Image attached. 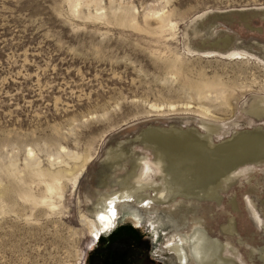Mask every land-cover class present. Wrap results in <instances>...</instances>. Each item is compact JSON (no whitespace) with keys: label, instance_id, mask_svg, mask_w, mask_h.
Wrapping results in <instances>:
<instances>
[{"label":"rangeland","instance_id":"374dc122","mask_svg":"<svg viewBox=\"0 0 264 264\" xmlns=\"http://www.w3.org/2000/svg\"><path fill=\"white\" fill-rule=\"evenodd\" d=\"M239 8L264 0H0V264H87L123 236L152 264H264V168L222 176L206 200L220 176L194 161L205 150L183 155L193 132L159 129L217 126L219 141L264 123V16L225 12ZM130 175L169 193L115 203L105 230L102 199ZM195 229L215 257L192 250Z\"/></svg>","mask_w":264,"mask_h":264},{"label":"water","instance_id":"95a60500","mask_svg":"<svg viewBox=\"0 0 264 264\" xmlns=\"http://www.w3.org/2000/svg\"><path fill=\"white\" fill-rule=\"evenodd\" d=\"M225 12H229V15L238 18L243 23H247L248 19L252 16H264V10H255L253 8L231 9ZM220 20H224V16L215 15L210 17L209 27H212L215 25V22ZM255 118L259 120V123L256 126L236 131L228 138L219 141L212 138V135L218 131L217 126H213L209 133H201L195 127L190 129L177 128L179 133L182 135L181 137H184L183 135L187 133V131H192L195 133L192 139L194 146H202L203 150H205L207 154L203 155L202 157L200 156L203 158V161L199 162L196 159L194 161L199 165H206V167L211 168L215 173H217L216 176H220L218 179V182H220V187L217 190L216 198L212 199L205 197L206 200L218 202V200L221 198L219 193L224 191L230 184H221L222 176H227L234 170L244 165L252 166V169L264 168V142L261 141L264 139V123H262L260 120L261 115H257ZM258 136L262 137L261 140H259L260 137ZM236 137H238L237 139L243 137L245 146L241 147L240 143L236 144L235 147L237 150L234 151L233 154H230L228 152L229 146L234 143V139ZM151 152L152 154L156 155V157L158 156L156 153L157 151L153 148H151ZM160 158L164 163L170 164V159L165 154H161Z\"/></svg>","mask_w":264,"mask_h":264},{"label":"bare ground","instance_id":"6f19581e","mask_svg":"<svg viewBox=\"0 0 264 264\" xmlns=\"http://www.w3.org/2000/svg\"><path fill=\"white\" fill-rule=\"evenodd\" d=\"M232 51H239V50H228V51H225V52H219V51H216V50H204V51H201L200 54L203 53V52H212V53H215L216 56H220V57L226 58L228 56V54L230 52H232ZM240 52H243V51H240ZM229 55H231V53ZM159 129L162 130V131H167V130L173 129V130H176L178 134H180L179 131L177 130V128H170V129H166V130L165 129H161V128H159ZM187 132H192V131H187ZM194 135H195V133H193L192 137H194ZM178 137L180 138V136H178ZM237 138L238 137H236L234 139V143H232V145L229 146L228 152L230 154H233L234 151L237 150V148L235 147L236 144L240 143L241 147L245 146V141L244 140H238ZM240 139H243V138H240ZM188 141H190V143H192V144H188V147H189L188 150L185 151V152H182V154L185 155V154H189V153H192V152H194V154H195L196 152H200L199 154L201 155V152L204 151L203 148L195 147L193 141L190 140V139ZM186 143H189V142H185L184 146H185ZM184 146H180L182 150H183ZM156 153H157L158 156L163 154V153H160L159 151H157ZM205 154H207V153L205 152ZM158 156H157V158H158ZM157 158L156 159L154 158V159L157 160ZM144 159L145 158H140L139 159V163H141ZM139 163L138 162L136 163V165H135L136 169L138 167H140L138 165ZM169 165L170 164L168 163L167 166H169ZM165 167H166V165H165ZM164 168H161L159 171L162 173L163 170H165ZM55 177H57V176H55ZM131 177H133V176L130 175V176L121 177V179L119 181V188L120 189L118 191H116V192H113L112 194L107 195L106 198L102 199L103 200L102 201V209H104V214H102V216L104 218L101 219V223L100 224H102L103 229L107 230L110 227H112V225H113L114 215H113V213L109 212L110 211L109 209L115 203H119L123 199H127L128 200V199H130L133 196H137V198L141 199L142 201L146 200L145 198H143V196H141V194H142V190L143 189L145 190L147 188H150L152 191L155 192L154 193L155 194L154 195V199L151 200V201L156 203V204L160 203L162 198H165V192L169 193V191H166L167 187L165 186V183L160 184V185L158 184L157 185L158 187H152L151 188L150 185L147 186L146 183H143V182H138V183L135 182V183L132 184L131 181H130ZM161 177H163V176H161ZM53 179H54V177H53ZM207 179L211 180L210 176H207ZM52 187H53V184H48V189H52ZM214 193H215V191L210 192V196H211L212 199L214 197ZM125 222H128L129 224L133 225V227L139 226L138 220L134 219L131 216H126L125 217ZM223 229L225 231L233 230V224L229 223L228 225H225L223 227ZM190 241H191L192 250L196 251L197 253L202 254V258L204 257V253H207L208 256H210L209 258L215 257L216 253L219 250V246L217 245V243H213V242L207 240L206 237H204V233H202L200 229H195L194 230V232L192 233ZM166 247H168L170 249L169 252L174 254L175 257L179 261L183 260V258H184V250H183L180 242L171 243V244L167 245ZM228 261L230 262V260H228Z\"/></svg>","mask_w":264,"mask_h":264},{"label":"flooded vegetation","instance_id":"af4514ba","mask_svg":"<svg viewBox=\"0 0 264 264\" xmlns=\"http://www.w3.org/2000/svg\"><path fill=\"white\" fill-rule=\"evenodd\" d=\"M87 264H152V261L149 260V246L146 243L123 236L111 237L92 250Z\"/></svg>","mask_w":264,"mask_h":264},{"label":"snow or ice","instance_id":"6c2138e0","mask_svg":"<svg viewBox=\"0 0 264 264\" xmlns=\"http://www.w3.org/2000/svg\"><path fill=\"white\" fill-rule=\"evenodd\" d=\"M103 218H104L103 216L100 217V219H103Z\"/></svg>","mask_w":264,"mask_h":264}]
</instances>
